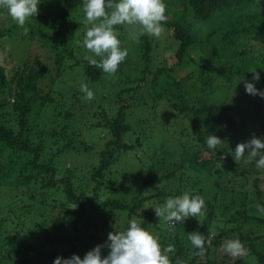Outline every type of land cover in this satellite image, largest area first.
<instances>
[{
	"label": "trees",
	"instance_id": "trees-1",
	"mask_svg": "<svg viewBox=\"0 0 264 264\" xmlns=\"http://www.w3.org/2000/svg\"><path fill=\"white\" fill-rule=\"evenodd\" d=\"M45 1L55 6L53 15L38 13L25 25L30 29L27 35L0 9V50L3 41L10 39L22 52L16 57L18 60L11 59V71L0 63V187L9 193L21 190L10 197L7 192L0 194V264L33 262L36 234L51 237L52 227H61L65 235L67 217L69 229L74 232L71 248L62 254L54 251L47 264H53L57 256L70 258L75 254L82 259L86 252L107 240L112 231L103 235L99 229L105 228L104 222L117 220L113 215L117 213L126 218L120 226L117 223L115 232L126 230L128 221L135 219L158 239L162 248L173 244L176 251L169 254L172 264L177 259L183 264H264V213L256 207L257 204L264 207L261 187L264 169L258 170L254 161L246 162V155L234 160L237 143L247 142L253 134L264 140V99L246 94L244 87L245 81L253 82L251 71L256 70L260 80L254 82L255 87L264 90V9H252L259 0H163L167 6L163 26L172 38L175 61L168 65L163 60L157 61L150 87L153 90L162 82L165 85L147 97L138 82L146 78L153 66L152 41L148 35L137 40L140 66L129 73L122 62L114 76L108 75L89 65L88 58L99 57H87L82 53L85 50L77 48L80 35L74 29L83 25L78 21V17L84 16L83 0ZM115 28L119 31L118 38L123 39L121 31L128 28ZM75 65L80 66L76 72L80 80L73 78L78 83L65 76ZM180 66H189L182 76L174 70ZM81 79L94 93L90 102L85 101L80 91ZM101 81H113L103 85L107 87L108 98L96 93V88L102 87ZM229 93H234L231 100L227 99ZM103 99L108 106L101 105ZM161 101L168 108L159 107ZM137 108H150L152 114L135 118L132 126L128 115ZM158 116L176 118L180 124L171 132L172 142L162 136L152 148L164 158L173 157L174 163H169L170 170L163 167L165 173L160 175L149 169L136 195L130 201L124 200L116 195L117 186H110L114 181L105 171L119 152L141 148L148 138V128L152 135L159 124L166 137L165 124L172 120L166 119L163 125L158 121L150 124V119ZM171 124L175 126L174 119ZM94 128L102 143L95 142L94 135H90ZM130 130V135L136 133L133 141L125 136ZM209 134L224 143L215 150L209 149L206 144ZM77 141L81 145L76 146ZM96 143L99 163L92 168L94 185L91 189L78 187L71 175L74 168L60 167V162L70 151L92 149ZM174 144L178 146L176 152ZM154 162L156 166L161 162L164 165L160 158ZM231 171H238L245 181L248 190L242 197L234 188L219 196L222 190L207 194L197 186L211 174ZM151 185H158L160 190L144 195ZM185 192L205 200L206 218L201 224L189 218L170 229L152 208L145 209L162 205L167 197ZM27 194L30 201L24 203ZM53 194L60 195L61 214L51 224L45 219L32 222L35 211H39L36 201L45 203ZM52 202L51 207L56 202L54 197ZM5 208L7 211H3ZM14 208L35 211L26 215L14 213ZM100 215L104 219L97 227L99 224L91 220ZM14 218L25 225L13 226ZM194 231L206 239L215 237L211 247L205 245L203 256L192 255L198 250L192 247L187 233ZM230 239H239L247 255L234 260L222 252L221 246ZM102 250L108 254L109 249ZM250 257L253 261L246 262Z\"/></svg>",
	"mask_w": 264,
	"mask_h": 264
},
{
	"label": "clouds",
	"instance_id": "clouds-1",
	"mask_svg": "<svg viewBox=\"0 0 264 264\" xmlns=\"http://www.w3.org/2000/svg\"><path fill=\"white\" fill-rule=\"evenodd\" d=\"M40 2L41 0H0V9L5 10L11 20L27 35L30 29L25 25L38 15ZM166 7L163 0H83V23L86 32L82 46L95 57H99L88 58L89 65L114 76L128 55L127 48H121L115 26H138L135 33H129L134 40H138L141 35L158 38L164 31L163 22L167 21ZM251 73L253 82H244L245 92L264 99V90H258L254 83L260 80V74L256 70ZM80 91L87 101L94 99V93L86 83L80 85ZM223 143L214 134L206 137L209 149L215 150ZM246 150L248 159L255 160L258 169H264V151H261L264 150V140L253 134L247 142L237 143L234 160L244 158ZM256 207L258 212L264 213V207L259 204ZM148 208H152L156 217L164 221L170 229H174L177 224H183L189 218H195L200 224L206 218L205 200L199 195L190 196L188 192L168 197L162 205L145 209ZM214 238L213 235L206 239L203 234L195 231L187 233L192 247L198 250L192 255H205V245L211 247ZM103 248L109 249L106 256L101 255ZM175 251L173 244L162 248L157 238L142 227L141 223L132 219L128 221L126 230L109 232L107 240L86 252L82 259L75 254L70 258L57 256L53 264H172L169 254ZM221 251L234 260L247 255L239 239L227 240L221 246ZM176 264L183 262L177 259Z\"/></svg>",
	"mask_w": 264,
	"mask_h": 264
},
{
	"label": "rangeland",
	"instance_id": "rangeland-1",
	"mask_svg": "<svg viewBox=\"0 0 264 264\" xmlns=\"http://www.w3.org/2000/svg\"><path fill=\"white\" fill-rule=\"evenodd\" d=\"M38 9L39 12L41 14H49V15H53V10L55 9L54 5H49L45 0H41L40 4L38 5ZM252 9L254 11H262L264 9V0H259L257 1L253 6ZM35 18V17H34ZM77 20V19H76ZM83 20H84V16L81 15V17H78V21H80L83 25ZM77 26L76 29H74V31L78 32V34L80 35V38L78 41H80V45L78 44L79 49H83L85 51H82V53H86L87 57H93L94 55L89 52L88 50H86L83 46H82V41L84 39V32H86V28L83 26ZM164 27V26H163ZM201 27V26H198ZM128 28V30L125 31H121V34L124 35L123 39H119L121 41V48H127L128 50V55L124 61L125 64V69L126 71H128L129 73H132L133 69L137 66H140V60H139V54H137L136 50L138 48V43L137 40H134L132 38L131 35H129L130 32L135 33L136 28H138V26H134V27H126ZM117 33H119V31H117ZM151 41H152V56H153V66L151 68V71L147 74L146 78L142 81H139L138 84H140V91L143 92L144 94H146V97L148 96V93H153V90H159V88L165 85V82H162L159 86L155 87L153 90L151 89L150 85H151V79L153 77V71L155 70V64L157 63L158 60H163V63H166V65L171 64L175 61V59L173 58V43H172V38L169 34V31L164 28L163 33L158 37V38H154L151 37ZM156 44H155V43ZM26 44V43H25ZM23 44V46L25 45ZM78 51V50H77ZM81 51V50H80ZM21 48L19 46H17L16 44H14L13 42H10V39H5L3 41V44L1 46V50H0V63L3 64L5 66V68L7 69V71H11L13 69V61L11 59H17L16 57L21 55ZM11 54V55H10ZM80 56V52H78V57ZM71 62V61H70ZM139 65V66H138ZM189 66H192V64H189ZM186 68H182V66L180 67H176L175 73L178 75H184L186 73V71L188 70V67ZM79 65H75L72 68V72L65 74V76L68 78V80L70 79L71 82L73 83H78L75 81H73V78H79L76 74V72H79ZM139 69L137 68L135 73L136 75L138 74ZM82 75V74H81ZM75 76V77H73ZM81 77V76H80ZM77 80H80L77 79ZM162 80V78H161ZM82 83H86L85 79H81ZM113 81H101L100 84L102 85V87L99 89L96 88V93H101V95H106L107 98L109 97V95L107 94V87H103V85H106L107 83H111ZM88 84V83H86ZM100 85V86H101ZM108 86V85H107ZM93 89V87H92ZM230 96H227L228 100H231L232 97L234 96V93H229ZM85 101H87L85 99ZM89 102V101H88ZM102 106H108V101L106 99H103L100 101ZM160 106L162 108H168L167 104L164 101L159 102ZM159 109V108H158ZM152 109L148 108L145 109H140L137 108V110H135V113L132 112L128 115V120L130 122V124L132 126H134L136 119L140 118L142 115L143 116H147L152 114ZM170 112V110H168ZM160 115L162 114L159 113ZM151 118V117H150ZM166 119L172 120L170 122H168V124L166 126L168 130L166 131V137L165 135H162V131H161V125L156 124V127L152 130L154 131V133L151 135L150 133V129L148 128L146 131V135L147 138L145 140V144H143L141 146V148H135V149H129L125 152H119L118 154H116V157L113 159L112 164L110 165L109 169L105 171V175L109 178H111L114 183L111 184L110 186L113 187L115 186L117 188L116 195L123 198L124 200L130 201L131 198L136 195L137 193V189L139 184L141 183V180L146 178L147 174H148V170L149 169H153L155 171V174L160 175L163 172L165 173V169L170 170V165L169 163H174V158L166 155V158L162 157L161 152L158 151H153L154 149L153 146L157 145L158 142H160L162 139V136H164L166 141H171L172 139V130L173 128H177L180 127V124L178 122H176V118H171V117H165ZM166 119L159 117L158 118H151L150 119V124H153L155 121H158V123H161L163 125V121H166ZM175 122V126L172 125L171 123ZM78 123V120H76ZM152 122V123H151ZM86 123V127L88 126V122ZM149 127V125L147 126ZM132 130H130L129 132L126 133V137H128L129 141H133V137L136 133H134V135H130V132ZM90 135H94L93 140L96 142L101 141L102 140H98V135H97V129L94 128V130H92L90 132ZM169 142V143H170ZM172 144V143H171ZM81 145L79 141L76 142V146ZM175 152L178 150V146L176 144H174L173 146ZM98 148V143L95 144V147L92 149H88V150H77V151H70L69 155L65 156V159H62V163L60 162V167H63V165L65 166H70L71 168L73 167L74 170L71 172V175L73 174V181H75L76 186L78 187H88L89 189L92 188V185H94V181L91 180V173H92V168L94 165H97L99 163V154L97 152ZM247 152H245V161L246 162H252L254 161V165L256 167V161L255 160H249L247 157ZM160 158L164 161V165H162L163 162H161V165L159 164V166L155 164L154 160ZM163 167H165V169H162ZM258 170H262V169H258ZM252 175L255 177L254 173H252ZM203 180H201L197 186L202 188L207 194H213L217 191H221L219 193V196H221L222 194H224L225 192H229V188H234L235 190H237L238 192H236L237 194H239L240 197H242L244 195V192L248 189H246V185H245V181L243 179V177L238 173V171H231L229 173H224L221 172L220 174H211L210 176H208L207 178H202ZM157 185H151L149 186V188L146 190V192H144V195H148L151 191L155 192V191H159L160 187H156ZM261 187L262 189H264V181L261 183ZM245 188V189H244ZM250 188V187H247ZM0 194H5L7 191L0 187ZM25 189V188H24ZM21 191V190H18ZM16 190H10L7 192L6 196H14L17 194ZM16 193V194H15ZM230 196V195H229ZM25 199H24V203H27V201H30L28 198V194L25 195ZM52 197H54L56 199L55 205L54 206H49V205H53L52 203ZM168 198V197H167ZM247 199L249 200V196L247 195ZM60 195L58 194H53L51 196H48L46 199L45 203H41L40 201H36L35 203V207H37V209H39V211H35L34 208L32 209V211L30 212L29 210H27L26 208H18V211L21 213H24L26 215H30V213H32L33 211L36 212V214L34 215V217L32 218V222L37 221V222H41L44 219L47 220L50 224L53 222V220L59 215L61 214V207H60ZM148 204L150 205V203L148 202ZM14 205H18V204H14ZM16 207V206H15ZM3 211H7V209L5 208ZM17 208H14V213H18ZM29 211V212H28ZM42 213V214H41ZM63 215V214H62ZM114 218L116 217L117 220L113 221L110 220L108 222H104L103 224H105V228L103 229H99V233H103L107 234V232L110 230L112 232H115V230H117L118 225L120 226L121 223L123 222V220L126 218L124 214H113ZM67 219L65 222V226H64V231H65V235L63 232L60 231L61 227L54 229L52 227V229L50 230V234L51 237H42V236H38V234H36L35 236V243L37 244V251L34 254L33 258H35V260L33 262H31L30 264H47L48 263V259H49V255H51L54 251H56L57 253H64L66 249L71 248V242L73 241V234L74 232L69 229V219ZM103 216H94L93 219L91 220L92 222H96V224H99L97 227H100L101 223L103 222ZM31 222V224H33ZM118 223V225H117ZM11 224V223H10ZM25 225L21 219L18 218H14L13 219V226L16 225ZM60 236H59V234ZM64 235L63 237L61 236ZM108 253V251L106 252ZM101 255L102 256H106L105 252L103 250H101ZM221 256H223V253H221ZM253 260L250 258H248V260L246 262L250 263Z\"/></svg>",
	"mask_w": 264,
	"mask_h": 264
}]
</instances>
